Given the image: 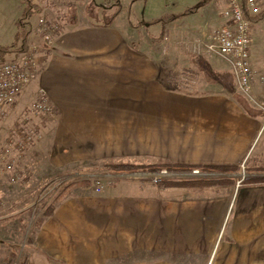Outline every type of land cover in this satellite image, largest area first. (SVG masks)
Segmentation results:
<instances>
[{
	"label": "crops",
	"instance_id": "crops-1",
	"mask_svg": "<svg viewBox=\"0 0 264 264\" xmlns=\"http://www.w3.org/2000/svg\"><path fill=\"white\" fill-rule=\"evenodd\" d=\"M205 3L203 9L219 3L221 13L199 17V9L168 24L164 37L175 51H138L132 26L78 18L37 55V77L0 110V123L42 91L52 111L36 134L46 141L40 155L48 171L140 167L103 176L99 192L94 178L61 183L26 264H264V182L234 190L232 178L243 163L254 168L253 178H264V112L239 92L228 60L183 49L186 37L227 23V0ZM251 20L253 96L264 100V13ZM35 149L27 150L34 168ZM163 163L222 168L201 170L213 175L208 184L195 183L200 177L191 170H172L160 185L135 173ZM16 171L20 178V166Z\"/></svg>",
	"mask_w": 264,
	"mask_h": 264
},
{
	"label": "rangeland",
	"instance_id": "rangeland-1",
	"mask_svg": "<svg viewBox=\"0 0 264 264\" xmlns=\"http://www.w3.org/2000/svg\"><path fill=\"white\" fill-rule=\"evenodd\" d=\"M35 1L43 7V11L32 16L29 20L30 33L27 43L28 48L36 56L37 64V55L40 54L44 46L53 42L54 35L60 31V27H64L65 24H72L78 18H82L84 22L87 19L105 25L106 16H111L114 13L116 17H114L111 24L117 21L119 27L124 29L129 25L132 26L131 31L136 32L138 51L164 52L167 51L168 47H170L169 51H175L176 46H169L170 42L167 40V36L164 37V33L169 30L167 28L168 24L180 19H172V17L183 14L190 7L206 2V0H120V6L115 5L110 9H105L101 5L105 3L109 5L116 4V1L94 0L95 5L90 4L92 0ZM228 2L229 0H227V5ZM24 7L23 0H0V44L9 45L15 39L18 31L16 24L24 13ZM219 8V3H216L199 12V17H204L209 9L214 10L213 12L219 15L221 13ZM41 18L45 20V26L40 23ZM216 30L217 28L206 29L195 39L186 37L183 49L197 55L214 54L207 49V44L212 41L211 36ZM47 34H51V40L46 39ZM175 43H177L176 40L173 44ZM22 52H19L18 55ZM209 73L211 71L207 69L206 75H209ZM38 94L39 91L34 97L26 99L24 105L20 108V112L12 114L10 120L4 117L5 123L9 121L7 124L8 129L3 133L0 132V194L2 197V205L0 206V264H20L23 260L26 262L31 248L28 247L32 243L34 233L40 226L38 224L39 220L45 215L46 209L52 204L64 186V184L62 186L61 184L55 185L53 180L57 177L55 176L57 173L55 170L48 171L45 158L40 155L42 152L41 145L43 141L46 142L43 136H41V139L28 143L26 148L20 152L21 135L28 132L30 128H33L32 130L35 132L40 131L42 127L40 124L47 116L46 113L31 109L33 102L37 100ZM18 101L19 99L13 104ZM31 124L36 125V127L31 126ZM262 134L258 137V141L263 138L260 141V146L264 145V135ZM30 148H36L37 156L40 157L38 167L35 166L34 168L31 159H29L27 150ZM19 166L22 170L20 178L16 175ZM244 166H241L232 176L234 190L239 189L255 173L250 163H245ZM63 172V169H61L59 174ZM193 177L208 180L213 175ZM239 181L241 185L238 187Z\"/></svg>",
	"mask_w": 264,
	"mask_h": 264
},
{
	"label": "built area",
	"instance_id": "built-area-1",
	"mask_svg": "<svg viewBox=\"0 0 264 264\" xmlns=\"http://www.w3.org/2000/svg\"><path fill=\"white\" fill-rule=\"evenodd\" d=\"M245 5L252 15H258L262 12L263 6L261 0H245ZM245 5L242 0H229L224 16L227 23L224 27L214 31L212 41L207 44V49L214 54L222 56L228 60L232 66L234 78L237 82L239 92L246 96L251 103L264 112V100H257L253 96V81L257 71L252 64V36L251 25L252 20L245 15ZM40 23L45 26L46 22L43 18ZM51 34L46 35L47 40H51ZM264 70V52L263 64ZM38 75V64L36 56L31 49H27L19 55L6 60H0V109L4 106L15 103L25 90L30 81H33ZM262 78L264 76L262 75ZM31 109L40 113H50L52 108L48 98L42 91L37 95V100L33 102ZM20 139V152L26 148V145L32 141L41 138L36 132H24ZM243 163L241 166H244ZM11 168V166H9ZM123 170H99V171H64L58 174L53 180L56 184H61L73 178H94L96 191H101L104 182L101 178H112L114 176L123 175ZM137 174H149L152 182L160 185L161 182L172 176V169L168 167H160L153 171L139 170ZM129 174V173H127ZM192 176L204 175L200 168H194L190 171ZM241 182H238V187ZM2 205V197L0 194V206Z\"/></svg>",
	"mask_w": 264,
	"mask_h": 264
},
{
	"label": "trees",
	"instance_id": "trees-1",
	"mask_svg": "<svg viewBox=\"0 0 264 264\" xmlns=\"http://www.w3.org/2000/svg\"><path fill=\"white\" fill-rule=\"evenodd\" d=\"M115 1H116V4L113 3V4L109 5V4L105 3V4L101 5V7L105 8V9H110L111 7H113L115 5L116 6L121 5L120 0H115ZM23 3L25 4L24 13L22 14V17L17 21L16 25H17L18 31L15 35V39L9 45L0 44V60H6L8 58H13L16 55H18L19 52L25 51L28 48L27 42H28V36L30 33L29 28H28V25H30L29 20L31 19L32 16L40 14L43 11V7L40 4H38L35 0H23ZM242 3L245 5V0H242ZM90 4L95 5L96 2L94 0H92V2ZM205 4L206 3H204V4L202 3L199 5H195L193 7H190L188 10H186V12H184L183 14L177 15L175 17L173 16L172 19L181 18V17L188 15L189 13L196 12L198 9H200ZM244 12H245L246 17H248L250 19H254V20L260 19L264 13L262 11L258 15H252L249 12V10L247 9L246 5H245V11ZM91 13H92V11L90 9V14ZM114 17H116L115 13L112 14L111 16H106L105 21H104L105 26L110 25L113 22ZM138 167H140V166L130 164V163H112V164L107 165V168L114 169V170H123V171L124 170L128 171V170H132V169H137ZM157 167L158 168L168 167L169 169L176 170V171L192 170V169L197 168V167L201 168L204 171H214V170L222 168V166H218V165H189V166H186V165H171L170 163H163ZM236 169H237V167L233 166V170H236ZM259 181L264 182V178L250 177L247 182L253 183V182H259ZM184 182H191V181H184ZM195 183L208 184V183H211V181L205 180V179H197V180H195ZM72 184L76 185L75 183H72ZM72 184H70V185H72ZM87 184H88V182H87ZM60 196H61V194H58L56 196V198L54 199V201L52 202V204L50 206H48V208L45 211V215H50L53 213L56 203H58L60 200ZM41 220L42 219L39 220L38 224L41 223ZM20 264H26L25 260L21 261Z\"/></svg>",
	"mask_w": 264,
	"mask_h": 264
}]
</instances>
